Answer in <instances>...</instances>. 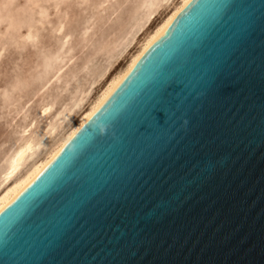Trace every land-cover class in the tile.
I'll return each instance as SVG.
<instances>
[{
    "label": "water",
    "instance_id": "water-1",
    "mask_svg": "<svg viewBox=\"0 0 264 264\" xmlns=\"http://www.w3.org/2000/svg\"><path fill=\"white\" fill-rule=\"evenodd\" d=\"M0 264H264V0H190L0 211Z\"/></svg>",
    "mask_w": 264,
    "mask_h": 264
},
{
    "label": "bare ground",
    "instance_id": "bare-ground-1",
    "mask_svg": "<svg viewBox=\"0 0 264 264\" xmlns=\"http://www.w3.org/2000/svg\"><path fill=\"white\" fill-rule=\"evenodd\" d=\"M93 1L91 14L80 15L74 47L39 73L35 86L17 99L21 106L0 131V211L80 130L190 2ZM71 12L66 10L58 21L64 43L74 38V27L67 20L78 13Z\"/></svg>",
    "mask_w": 264,
    "mask_h": 264
},
{
    "label": "rangeland",
    "instance_id": "rangeland-1",
    "mask_svg": "<svg viewBox=\"0 0 264 264\" xmlns=\"http://www.w3.org/2000/svg\"><path fill=\"white\" fill-rule=\"evenodd\" d=\"M84 1L0 0V131L21 106L19 98L26 88L35 86L39 73L53 66L59 56L74 47L81 31L80 15L88 17L95 5L93 0ZM70 9L71 14L78 13L70 14L67 20L68 26L74 27V38L64 43L58 21L61 14ZM125 62L126 59L117 64L115 70ZM23 112L19 113V119Z\"/></svg>",
    "mask_w": 264,
    "mask_h": 264
}]
</instances>
